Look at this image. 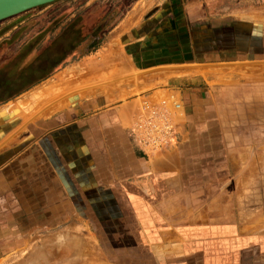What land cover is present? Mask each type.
<instances>
[{
	"label": "crops",
	"instance_id": "1",
	"mask_svg": "<svg viewBox=\"0 0 264 264\" xmlns=\"http://www.w3.org/2000/svg\"><path fill=\"white\" fill-rule=\"evenodd\" d=\"M250 2L159 1L54 89L57 72L0 67V261L111 191L156 260L264 264V4ZM144 107L174 126L165 151L131 139Z\"/></svg>",
	"mask_w": 264,
	"mask_h": 264
},
{
	"label": "rangeland",
	"instance_id": "2",
	"mask_svg": "<svg viewBox=\"0 0 264 264\" xmlns=\"http://www.w3.org/2000/svg\"><path fill=\"white\" fill-rule=\"evenodd\" d=\"M159 1L162 0H56L1 20L0 23L9 21V24L4 28L5 32L0 31V67L12 60V64L19 62V70L45 54L53 60L43 64L40 75L44 73L42 78H46L57 72L48 80L52 84L49 89L57 88L64 76L71 78L73 63L85 65L103 61L104 49L115 43L110 38L118 33L119 27L115 26L122 18L151 9ZM239 1L219 0V3L223 8L229 2ZM245 1H251L250 4L256 7L264 4V0ZM78 19L92 25L105 19L106 22L97 28L99 37L84 50L60 51L67 41L64 37L74 31ZM11 23H16V27L12 28ZM79 31L75 30L76 33ZM40 85L37 89H48ZM77 198L86 204L92 200L90 207L94 210L66 212L64 222L58 225L49 215L50 226L34 230L28 242L12 258L2 260L0 264H199L198 260L191 259H154L148 245L141 242L137 232L134 234L135 228H129L130 219L114 192L105 191L87 201L80 196ZM41 251L52 258H40Z\"/></svg>",
	"mask_w": 264,
	"mask_h": 264
},
{
	"label": "built area",
	"instance_id": "3",
	"mask_svg": "<svg viewBox=\"0 0 264 264\" xmlns=\"http://www.w3.org/2000/svg\"><path fill=\"white\" fill-rule=\"evenodd\" d=\"M172 107L177 109L179 106L173 103ZM144 108V113L130 130L131 139L142 151H165L176 140L174 126L164 109Z\"/></svg>",
	"mask_w": 264,
	"mask_h": 264
},
{
	"label": "flooded vegetation",
	"instance_id": "4",
	"mask_svg": "<svg viewBox=\"0 0 264 264\" xmlns=\"http://www.w3.org/2000/svg\"><path fill=\"white\" fill-rule=\"evenodd\" d=\"M105 20H102V22L99 24H93L92 25L91 22H89V21L87 22L85 20L80 19L79 22H77L75 24V26L73 27L74 31L68 33V35H66L64 37L65 41L66 40L67 41H66V44L64 45V47L60 51L73 53V52L82 51L85 48H87V46L91 45L97 36L99 37L100 34L97 35V28ZM106 25H107V23H106ZM78 29H80V31L78 33H76L75 30H78ZM58 49H59V47L57 46V50ZM52 60L53 59H49L47 56H45V54H41L40 58L36 59L35 61H33L32 63L29 64L33 70V73H34V75H33L34 81H37L38 79H40L41 75H39V73H41L44 70L43 64H46V65L48 63L50 64V62H52ZM54 63H56V62H54ZM43 74L44 73H42V75Z\"/></svg>",
	"mask_w": 264,
	"mask_h": 264
},
{
	"label": "water",
	"instance_id": "5",
	"mask_svg": "<svg viewBox=\"0 0 264 264\" xmlns=\"http://www.w3.org/2000/svg\"><path fill=\"white\" fill-rule=\"evenodd\" d=\"M56 0H0V21Z\"/></svg>",
	"mask_w": 264,
	"mask_h": 264
},
{
	"label": "bare ground",
	"instance_id": "6",
	"mask_svg": "<svg viewBox=\"0 0 264 264\" xmlns=\"http://www.w3.org/2000/svg\"><path fill=\"white\" fill-rule=\"evenodd\" d=\"M42 252V251H41ZM43 253V252H42ZM40 258H52L51 255L43 253L42 257Z\"/></svg>",
	"mask_w": 264,
	"mask_h": 264
}]
</instances>
